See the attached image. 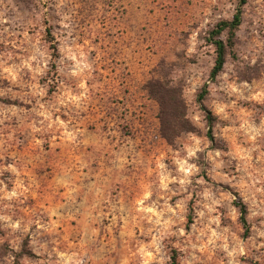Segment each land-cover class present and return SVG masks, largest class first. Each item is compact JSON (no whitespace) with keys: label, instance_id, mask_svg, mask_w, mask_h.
<instances>
[{"label":"rangeland","instance_id":"1","mask_svg":"<svg viewBox=\"0 0 264 264\" xmlns=\"http://www.w3.org/2000/svg\"><path fill=\"white\" fill-rule=\"evenodd\" d=\"M237 5L0 0V264H264V0L208 81Z\"/></svg>","mask_w":264,"mask_h":264},{"label":"trees","instance_id":"2","mask_svg":"<svg viewBox=\"0 0 264 264\" xmlns=\"http://www.w3.org/2000/svg\"><path fill=\"white\" fill-rule=\"evenodd\" d=\"M248 3V0H238V5L236 11L231 20H223L218 22L214 28L209 33L208 42L214 49V64L209 73V82L213 83L219 74L223 71L224 66L226 64V59L230 50L234 48L236 34L242 24V15H243V8ZM46 36L51 42V36L49 30L46 31ZM51 50H55L54 46L51 45ZM164 86V87H161ZM159 87L166 91V86L159 84ZM155 93V92H154ZM208 93L207 84H205L201 90V92L197 96V102L200 104L201 109L205 113L207 126H208V137L212 139L211 136V129L213 125L212 116L205 110L202 106V102ZM163 97V96H162ZM164 98V97H163ZM161 98V99H163ZM179 120L178 116L174 114V112H170L168 110L162 111L161 114V126L162 132H164V138L169 140L170 137H174L177 133L186 132L188 131L187 128L184 126H176V122ZM178 127V128H177ZM235 207L238 209L239 212V220L242 225V228L245 230L247 234L249 231L248 223H247V208L245 204L239 200L235 203ZM171 264H178L177 262V255L176 253H172L171 257Z\"/></svg>","mask_w":264,"mask_h":264}]
</instances>
